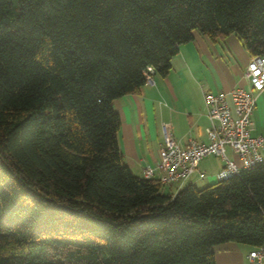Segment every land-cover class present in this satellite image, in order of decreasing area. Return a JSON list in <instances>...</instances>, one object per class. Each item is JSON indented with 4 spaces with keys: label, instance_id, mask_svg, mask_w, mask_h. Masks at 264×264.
<instances>
[{
    "label": "trees",
    "instance_id": "1",
    "mask_svg": "<svg viewBox=\"0 0 264 264\" xmlns=\"http://www.w3.org/2000/svg\"><path fill=\"white\" fill-rule=\"evenodd\" d=\"M195 32L264 54V0H0V264H217L264 244V160L176 193L136 174L114 101Z\"/></svg>",
    "mask_w": 264,
    "mask_h": 264
},
{
    "label": "crops",
    "instance_id": "2",
    "mask_svg": "<svg viewBox=\"0 0 264 264\" xmlns=\"http://www.w3.org/2000/svg\"><path fill=\"white\" fill-rule=\"evenodd\" d=\"M251 57L236 34L212 39L195 32L194 38L181 45L172 58L166 75L155 72L152 80H148L139 92L116 99L114 107L121 116L119 142L133 171L144 176L147 167L158 164L164 125L170 127L174 137L182 144H187L190 139L208 142L210 120L205 93L230 92L240 87L251 90L246 77ZM255 95L252 134L259 136L264 134V91ZM226 154L240 169L244 168L243 161L231 147H227ZM212 156L218 160L213 167L205 163ZM225 168V159L209 155L202 159L198 171L187 182L198 186L204 180L208 185L215 183L220 180L219 175ZM198 172H203L205 176L201 178ZM187 182L181 186L170 185L164 190L176 193ZM252 248L237 242L221 244L215 248L217 264H248Z\"/></svg>",
    "mask_w": 264,
    "mask_h": 264
},
{
    "label": "built area",
    "instance_id": "3",
    "mask_svg": "<svg viewBox=\"0 0 264 264\" xmlns=\"http://www.w3.org/2000/svg\"><path fill=\"white\" fill-rule=\"evenodd\" d=\"M154 73L150 68L147 81L152 80ZM246 77L251 90L240 87L230 92L205 93V106L210 120L208 142L190 139L187 144H182L174 137L170 127L164 125L159 162L156 166L147 167L144 176L155 179L164 187L173 184L181 186L198 171L202 159L213 154L225 159L226 168L220 173L219 179L227 178L241 170L228 158L227 147L238 154L244 168L262 162L264 134L254 136L252 131L255 94L264 91V54L251 57ZM198 173L201 178L205 176L203 172ZM248 259L251 264H264V244L253 247Z\"/></svg>",
    "mask_w": 264,
    "mask_h": 264
},
{
    "label": "rangeland",
    "instance_id": "4",
    "mask_svg": "<svg viewBox=\"0 0 264 264\" xmlns=\"http://www.w3.org/2000/svg\"><path fill=\"white\" fill-rule=\"evenodd\" d=\"M261 152H262V155H263V158H264V148L261 150ZM215 156H212V157H208L207 159H206V161H205V163H207V164H209V165H211L212 167L214 166V165H216V163L218 162V160H217V158H214ZM189 184V182H187L186 183V185L185 186H187ZM208 185V182H207V180L205 181H203V183H202V185L200 184V187H204V186H207ZM168 187V186H167ZM167 190V189H166ZM165 190V191H166ZM246 245V244H245ZM245 247H247V246H245ZM248 264H251L249 261H248Z\"/></svg>",
    "mask_w": 264,
    "mask_h": 264
}]
</instances>
